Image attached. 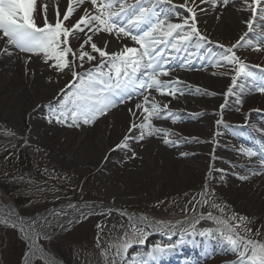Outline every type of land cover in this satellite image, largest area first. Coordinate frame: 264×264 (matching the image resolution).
Wrapping results in <instances>:
<instances>
[{"label":"rangeland","instance_id":"374dc122","mask_svg":"<svg viewBox=\"0 0 264 264\" xmlns=\"http://www.w3.org/2000/svg\"><path fill=\"white\" fill-rule=\"evenodd\" d=\"M178 1L185 5V0ZM46 5L58 6L52 0H47ZM196 5L206 9L205 12H200L199 27L211 41L231 46L247 31L244 21L251 18V13L246 7L245 0H231L226 8L223 6L213 8L211 4H201L200 0H196ZM191 6L193 5H189ZM174 14H181L184 17L186 15L181 9ZM48 18L54 21L55 13H50ZM222 20L229 24L223 27ZM260 23L261 21L257 20V26L248 34L253 47L247 46L246 40L240 47L234 49V52L240 56L242 62L253 64L258 62L264 67V43H261L264 39V29L258 26ZM94 41L98 45L103 44L98 36L94 37ZM257 43H260L262 50H255ZM70 44L78 50L79 41L70 37ZM110 44H114L112 40L107 42L105 50L108 49L109 53H112L114 48L111 47L114 45ZM9 50L14 51L15 55H0V201L4 205L14 207L23 218L47 212L42 220L48 221V225L43 229L48 235L42 238V242L40 239L37 240V246L44 253L65 264H113V261L114 264H121L120 258L116 256L115 245L121 243L127 236L132 241V247L127 254L130 264L131 255L135 251H141L145 245L138 242L140 232L143 233L145 242L149 238L148 233H153L148 227L136 225L125 219V214L134 212L137 206L155 210L158 222L172 225L186 219L195 210L198 211L201 205L202 214L220 216L234 228L240 224L242 225L240 231L250 239L264 243V178L253 185L255 191H250V195L257 197L248 202L241 195L237 201L234 191L243 186L236 188L234 182L229 185L228 180L227 171L230 172L237 167L243 168L235 161L228 162L230 155L234 154L233 145L239 148L245 143L234 139L232 134L225 137L224 125L231 124L233 127L236 122H244L249 116L253 117V111L250 110L264 109V94H258L255 90L245 94L244 87H239L237 89L239 95L236 90L231 95L225 94L231 86V77L235 74L234 64L220 65L217 63L220 59L218 57L204 66L207 70L201 72V75H209L211 66L213 81L209 84L199 82L203 88L201 94L205 98V103L195 99L196 102L192 105L198 104L201 106L200 110L197 106L180 109V106L187 105V101L183 99L163 101L162 104L158 102L161 106L167 104L170 112L188 116L184 121L186 124L184 128L176 125L178 122L172 123L170 119L171 123L164 119L157 120L158 123L168 122L163 123V126L159 123L158 126L169 132L167 139L175 142L165 145L161 137L156 136L160 139L159 146L171 148L170 150H173L172 148L184 150L185 155L178 161L157 158L158 163L154 160V173H150L143 165L148 159H144L142 164L137 158L141 157L146 147L154 149L156 154L158 146L153 148V144L148 145L143 141L136 145L130 141L129 144L135 147L110 151L121 142L130 121L136 119L130 116L128 109H134L135 104L142 102L143 98L138 101L139 94L133 96L131 101L113 108L115 112L119 111L114 117L110 109L106 116L100 117L91 126L70 127L68 124H57L54 121L49 123L46 119L49 112L47 106L50 102L58 105L64 95L61 89H65V92L70 90L66 85L72 82L71 73L68 71L58 73L44 64L39 74L41 83L38 85L39 88L35 89L34 79L38 77L37 66L38 63L41 64V57L32 56L31 61L26 63V58L30 54L22 53L11 46ZM84 50L90 52V45H86ZM93 55L98 57L96 53ZM92 64H96L95 61ZM90 66L85 61L84 67ZM161 79L164 80L165 77ZM11 92L13 95H9ZM18 93L24 96L17 97ZM153 94L158 95L152 92L151 96ZM235 95L238 98L243 95L244 101L237 103L231 98ZM188 99L191 100L190 97ZM190 104L191 101L188 102V105ZM222 104L225 105L223 109L220 108ZM217 120H221L222 123L217 125ZM250 125L254 127L256 120ZM241 134L245 136L243 130ZM136 135H139V131ZM161 136L163 137L162 134ZM222 136L225 141L224 147H220L215 139ZM25 140L27 144L23 143ZM95 141H97V145H94L95 153L87 154L80 147L81 144L89 146ZM229 141H233L234 144ZM245 146L247 148V145ZM132 150L139 151V154L130 160L128 157ZM73 152L74 155L71 156ZM149 161L152 162V157ZM221 169L223 173L219 171ZM248 172L253 174L252 170ZM257 177L261 178L264 175L258 174ZM259 193H263L262 201L257 203L261 199ZM88 195H91L92 200L102 201L110 208L115 206V210H107L104 216L97 220L87 217L76 221L74 219L76 213L67 211L71 208L69 205L75 206L80 197L85 199ZM59 208L64 211L63 214L56 210ZM233 217L245 219L240 221ZM66 218L72 223L64 227L60 221ZM203 229L208 228L196 226L198 238L205 239L206 242L210 241L209 239L213 241H217L216 238L223 239L215 232H212V237L199 236V231ZM244 229H251V232L246 233ZM159 233L161 235L158 240L162 245L168 241L170 235L172 239L179 238L180 235V232L174 230ZM49 241L55 246H50ZM24 243L20 230L0 226V264H21L27 251ZM229 249L232 252L227 253L226 257H218L217 254L220 253H212L209 259L201 261V264H217L225 261L227 257L231 259V254H235V251L231 246ZM35 261L36 264H47L39 259Z\"/></svg>","mask_w":264,"mask_h":264},{"label":"snow or ice","instance_id":"6c2138e0","mask_svg":"<svg viewBox=\"0 0 264 264\" xmlns=\"http://www.w3.org/2000/svg\"><path fill=\"white\" fill-rule=\"evenodd\" d=\"M165 2L170 3V0H68L63 14L61 15L57 6L55 20L50 21L47 5L41 9L37 5V0H0V33H2L0 43L5 45L0 49V55H15L14 51L9 50L11 46L22 53L30 54L26 58V63L31 61L32 56L41 57L42 55L43 63L53 71L71 73L72 82L66 85V88L70 90L65 92V89H61L64 95L58 105L50 102L47 106L49 112L46 119L49 123L54 121L57 124H68L70 127L92 125L100 117L106 116L110 109L131 101L133 96L139 94L143 96L142 102L135 104L134 109L129 108L128 112L131 117L139 119L140 122L130 121L121 142L110 151L127 149L130 141L140 143L145 136L161 134L165 137L163 143L170 145L175 142L166 138L169 132L156 125L154 121L170 119L172 123H176L179 116L170 112L167 104L161 106L154 97H151L150 90H155L160 96L175 97L178 93L184 94L183 89L178 87L181 83L179 77L174 80L161 79L170 75L172 66L168 57L171 53L180 52L182 49L188 51L193 45L199 50L205 43L211 42L199 30L197 10L205 12L206 9L196 5V0H191L193 5L191 7L188 6L189 0H185V5L182 7L186 9L188 15L178 23L161 18L157 6ZM230 2L231 0H200L201 4H211L213 8L220 6L226 8ZM245 3L251 13V18L244 21L247 31L231 46L217 45L222 49L218 54L220 59L217 63L224 66L236 65L235 74L231 77V86L227 89L226 95H231L235 91L241 77L250 80L256 92L264 94V68L260 69L262 74L258 77L234 52V49L240 47L246 40L247 46L253 47L248 34L252 33L257 26V20L261 21L258 26L264 29V6H262L264 0H250V2L245 0ZM73 20H75L74 23ZM103 33L115 34L117 38H129L139 47L125 45L122 50L109 53L105 50L107 41H104L102 45L94 41L97 34ZM70 37L79 41L78 50L71 46ZM261 43H264V39ZM86 45H90V52L84 50ZM255 50H262L260 43L255 45ZM93 53L98 54L99 60ZM97 60L98 62L93 65L92 62ZM85 61L91 66L85 68ZM183 66L180 65V67ZM211 94L214 95V93ZM237 103L241 101L238 100ZM224 107L225 105H220L221 109ZM252 111L264 110H250ZM221 123V120L216 121L217 125ZM258 130L264 132V128ZM137 131L139 135H136ZM23 143L27 144V141ZM259 147L260 152L248 148L242 154L248 157L259 156L260 168L264 169V137L260 138ZM184 155L181 153V156ZM135 158L136 153L132 151L128 159ZM219 171L223 173L222 169ZM258 174H260L259 171L253 172V175ZM247 178L239 177L241 180ZM69 207L75 206L69 205ZM80 216L87 218L83 212ZM208 218H212L211 214ZM17 219L12 217L0 219V226H10L15 230ZM233 219L243 221L245 218L233 217ZM199 223V219H196L194 223L190 222L191 231L182 226L179 238L175 242L170 235L167 243L163 245L156 243L143 252H136L131 255L130 264H158L162 258L177 252L187 242L186 234L195 236L196 225ZM216 223L220 227L215 231L238 253L242 264H264V243H257L255 240L240 236L237 231L242 227L240 224L234 228L225 220L218 219ZM20 225L23 239L31 244L30 250L34 257L38 251L37 240L40 239L42 242V238L48 235L43 232L48 221L34 219L28 222L20 221ZM244 231L250 233L251 229H244ZM198 234L201 237H212V230L203 229ZM138 242L140 245L145 244L142 232ZM115 247L116 256L120 258L121 264H129L127 254L132 247V241L126 236ZM25 264H32L31 257L25 261Z\"/></svg>","mask_w":264,"mask_h":264},{"label":"bare ground","instance_id":"6f19581e","mask_svg":"<svg viewBox=\"0 0 264 264\" xmlns=\"http://www.w3.org/2000/svg\"><path fill=\"white\" fill-rule=\"evenodd\" d=\"M52 2L53 3H55L56 5H58L59 6V10H60V12H61V15H62V13H63V11H65L66 10V8H67V3H68V0H52ZM47 4V0H37V5L42 9L43 8V6L44 5H46ZM171 6V5H170ZM57 7H53L52 5H47V9H48V15L50 14V13H55V9H56ZM162 11V10H161ZM167 11H169V12H171V8H166V9H164L163 10V12H167ZM166 17H168V16H166ZM77 18H78V16H77ZM166 20H168V22L171 20V19H167V18H165ZM50 20H51V18H50ZM75 21V20H74ZM227 24H229V22H225L224 20H222L221 21V25L224 27V26H226ZM96 36H100V37H102V40L103 41H106V39H107V37H106V35H103V34H97ZM117 44H119V46H117V47H115L114 48V51L113 52H118V51H120V50H122V48L125 46V45H127V46H132V47H139L138 45H135L134 44V42L133 41H131V39H129V38H122V39H118L117 40ZM5 45L4 44H0V49H2V47H4ZM107 52H109L108 51V49L106 50ZM112 52V53H113ZM38 58V57H37ZM98 58V60H99V57H97ZM98 60L97 61H95V63H97L98 62ZM38 61H39V59H38ZM45 63H43V59H42V55H41V64L39 65V63H38V68H37V72H38V77L37 78H35L34 79V87H35V89H38L39 88V84L41 83V79H39V74H40V70H41V68L42 67H44L45 65H44ZM197 77V79L196 80H199V82L202 84V82H204V83H207V84H209L210 82H212L213 80H212V77L211 76H209V75H204V74H198V75H196L195 76V78ZM181 79V78H180ZM202 81V82H201ZM188 83H193V84H196V83H194V82H188ZM178 87H180V88H182L183 89V92H186L187 94H190L191 93V95L189 96L190 98H191V104L189 105V107H192V103H195L196 101H195V99H197V101L199 100V102H201V103H205V100L203 99V98H201V99H199L200 97H201V95H200V91H196L195 89H186V86H184V85H181V84H179L178 85ZM193 93V94H192ZM17 94V93H16ZM9 95H13V92H11ZM20 96H24V94H20V93H18V95H17V97H20ZM183 100H188V99H185V98H182ZM187 104H188V102H187ZM119 111H113L112 112V115H113V117L118 113ZM179 116V119L181 120V122H178V123H176V125H180L181 127H185L186 126V124H184V120L186 119V117H184L183 115H178ZM94 125V124H93ZM159 137H161V140L163 141V139L165 138V137H162L161 135L159 136ZM158 140H160V139H158L156 136H145V139L143 140V142H145L146 144H148V145H151V144H153L154 145V147L153 148H156V146H158L159 147V149H158V151H157V153L155 154L154 153V149H151L150 147H146L145 149H144V153L141 155V157H138V154H139V151H137V150H135L134 152L137 154V160L140 162V163H142L143 164V160L144 159H148V162H146V163H144L143 165H144V169L146 170V171H149L150 173H154V169H155V165H154V160H155V162L156 163H158V160H157V158L159 159V158H170L172 161H178V159H179V156H180V154L182 153V151H176V148H174V150H170V149H168V148H166V147H164V146H159L160 144H159V142H158ZM94 145H97V141H95L94 143H92L91 145H89V146H87L85 143L84 144H81V149H83V150H85V152L87 153V154H90V153H95L96 152V150H95V146ZM150 148V149H149ZM87 149V150H86ZM149 149V150H148ZM137 151V152H136ZM91 156V158H93V155L91 154L90 155ZM150 157H152V162H150L149 161V158ZM99 164V163H98ZM261 173V172H260ZM158 175V174H157ZM160 175V174H159ZM239 185H243V187L242 188H237ZM234 186L237 188V191H234L236 194L234 195V197L235 198H237V201H239L238 200V198H239V196L241 195V196H243L244 197V199H245V201L246 202H248V200H251V201H253L254 200V198H256L255 196H251L250 195V191H251V189H252V184L251 183H249L248 181H247V179L246 180H235L234 181ZM264 190V189H263ZM261 194H263V193H260V198H261ZM262 201V198L259 200V201H257V203H260ZM70 209H72V211H70V212H75V211H78V216H74V219L77 221L79 218H81V216H80V213L81 212H79V211H83V213H85L86 215L89 213V212H93V213H96V212H101V211H103V210H105L106 209V207L105 206H103V205H99L98 203H93V204H90V203H86V204H78L77 206H75V207H72V208H70ZM60 213H62V211L60 212ZM63 214V213H62ZM39 216V215H38ZM37 216V218H44V216L45 215H41L40 217H38ZM127 216L128 217H130L133 221H136L137 223H139V222H141V223H148L149 225H151V226H153L154 228H156L155 227V225L153 224V223H150V222H148L145 218H143V217H141L140 215H138V214H127ZM9 217H12V218H18L17 219V229L18 230H20V227H21V225H20V221H25V222H28V221H31V220H33V219H31V218H27V219H21V218H19L15 213H13V211L10 209V208H8V207H4V206H1L0 205V219H6V218H9ZM73 217V216H72ZM200 216H199V214H196V215H194L191 219H188V220H185V221H182L181 222V225H179V226H184L185 224H187V223H190V222H192V221H194V220H196V219H198ZM35 220H37V219H35ZM74 220V221H75ZM69 221L70 220H68L67 221V218L65 219V220H61L60 221V224H62V225H64V227H67L70 223H69ZM179 226L177 227V228H179ZM156 235V234H155ZM155 237V236H154ZM156 243H159V241H158V239H156V240H149L148 242H146V245H145V250L147 249V248H150L152 245H154V244H156ZM27 246H28V249H27V251H26V253H27V255H24V257H23V261H22V264H25V261L26 260H28L30 257H31V260H32V263L36 260V259H42V260H44V261H46L47 263H50V264H61L59 261H56L55 259L53 260L51 257H49L48 255H46L44 252H42V250L40 249V247H38L37 245H36V248L38 249V251H37V254H36V256H32V250H30V249H32V246H31V244L30 243H27ZM192 247H190V248H188L187 250H190L189 251V254H191L192 255V252H194V251H192V249H191ZM145 250H143V251H145ZM143 251H135V253L136 252H143ZM192 251V252H191ZM134 253V254H135Z\"/></svg>","mask_w":264,"mask_h":264}]
</instances>
